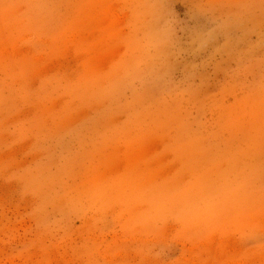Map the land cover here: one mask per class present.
Returning <instances> with one entry per match:
<instances>
[{
	"label": "rangeland",
	"instance_id": "374dc122",
	"mask_svg": "<svg viewBox=\"0 0 264 264\" xmlns=\"http://www.w3.org/2000/svg\"><path fill=\"white\" fill-rule=\"evenodd\" d=\"M0 264H264V0H0Z\"/></svg>",
	"mask_w": 264,
	"mask_h": 264
}]
</instances>
